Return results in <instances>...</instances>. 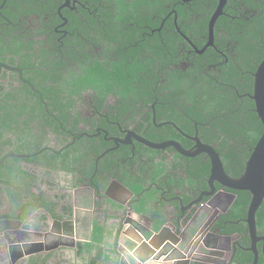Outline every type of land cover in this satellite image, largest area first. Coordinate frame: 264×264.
<instances>
[{
    "label": "flooded vegetation",
    "instance_id": "af4514ba",
    "mask_svg": "<svg viewBox=\"0 0 264 264\" xmlns=\"http://www.w3.org/2000/svg\"><path fill=\"white\" fill-rule=\"evenodd\" d=\"M51 1L55 15L50 0H0V264H66L65 255L86 252L89 232L99 227L121 232L159 223L176 232L179 217L184 240L217 243L226 263L252 264L254 246L262 264L264 199L252 232L246 221L251 193L216 181L212 189L211 158L197 150L200 143L211 146L226 174L237 178L262 136L251 96L263 59L257 47H264V0H222L211 43L210 19L220 0H174L156 21L157 36L148 33L146 20L119 19L124 10L115 0ZM194 8L210 14L202 22ZM168 23L181 35L176 48L162 38ZM183 24L207 35L184 33ZM160 42L158 50L169 54L159 53L156 67L167 58L175 63L166 74L159 68L151 74L149 49ZM94 65L95 82L83 75ZM174 76L190 83H172ZM209 77L252 109L244 105L249 115L237 119V133L227 141L207 136L211 131L190 111V91L206 88ZM253 123L255 142L245 138V131L256 132ZM151 195L155 207L143 208ZM74 227L71 240L53 232Z\"/></svg>",
    "mask_w": 264,
    "mask_h": 264
},
{
    "label": "trees",
    "instance_id": "16d2710c",
    "mask_svg": "<svg viewBox=\"0 0 264 264\" xmlns=\"http://www.w3.org/2000/svg\"><path fill=\"white\" fill-rule=\"evenodd\" d=\"M109 2L111 0H108ZM92 2H95V0H92ZM174 2V0H115L114 4L118 8L124 10L121 11L119 14V19L128 20L131 19L134 23L138 22L139 24L143 23L145 20L148 22L150 29L148 30V33H150L151 36H157L158 31L155 30L153 32L154 27L156 26V21L161 19L162 16H165L167 13L166 5H169V3ZM57 3L55 1L50 0V7L49 9L54 12L57 10ZM186 6H181V15L182 18L185 19L187 11L185 10ZM195 13L199 14L198 18L203 22L205 21V18H207L210 14V12L204 8H194ZM65 15H68L66 11L63 12ZM71 13V12H70ZM77 16V15H75ZM171 23V22H170ZM184 26L180 27V30H186V29H194L197 32H201L202 34L207 35V33L204 30H201L199 28L194 27L193 25H190L186 27V24H183ZM172 28L171 24H165L161 27V33L162 38L165 42L166 47L171 46L173 48H176L177 45L175 44L176 36L178 41H182L179 37L180 34H176L169 30ZM184 32V31H183ZM186 33V32H184ZM200 33V34H201ZM103 39H105V36H103ZM164 43H157L155 46L150 47V57L147 63L148 69L151 74L155 73L154 71L159 68L161 71H164L165 74L167 73V69L172 68L173 64L175 63L172 58H167L164 61V66L156 67L155 63L158 61L157 57L159 56V53H163V55L168 54L164 50H158ZM258 45H261L260 43ZM158 50V51H155ZM259 53V58H264V47H257ZM261 61V60H260ZM81 65V64H80ZM84 65H81L83 68ZM97 65H94L92 68H89L83 75L87 80H93L95 82L98 77L96 75V69ZM72 71V69L70 70ZM158 75H161L159 73H156ZM103 77V76H101ZM239 75L236 74L235 77H231V79L235 82L238 80ZM194 78V77H193ZM204 80V78H202ZM150 81V86L153 87L156 83ZM180 82L184 86L185 84L190 83V81H186L179 76H174L172 79L173 82ZM177 83V84H180ZM209 85H206V88L203 87H196L192 89L190 92L195 93L192 98L191 102L193 103V107L190 109L192 111V115L195 117V119L198 121L199 126L208 131L210 130L211 133L207 136L212 137L213 139H217L219 141H227L233 138L237 133V125L236 121L237 119H242V117L249 115V113L246 111V107L251 109V107L248 105L250 102L247 101L246 103L242 104V100L235 94V92L229 88H221L222 83L216 81L215 79L208 78ZM225 86V85H223ZM240 88V87H239ZM197 93V94H196ZM235 100V101H234ZM235 106V113H233V106ZM246 107H245V106ZM222 110H225L227 116L229 117V121L227 123L223 122V118L221 117ZM252 110V109H251ZM255 115V113L252 111V116ZM208 123L210 128H207L204 124ZM252 128L256 131L253 134H246L249 131H245V138L247 141L255 142V140L258 138V128L253 123ZM254 132L253 130H251ZM227 156H231L230 154ZM224 167L227 171H230L232 168V164L230 162V159L225 158L224 160ZM98 258H101V254H97V256L92 257L90 259L91 264H95L96 260ZM264 262V261H263ZM262 262V264H263Z\"/></svg>",
    "mask_w": 264,
    "mask_h": 264
},
{
    "label": "water",
    "instance_id": "95a60500",
    "mask_svg": "<svg viewBox=\"0 0 264 264\" xmlns=\"http://www.w3.org/2000/svg\"><path fill=\"white\" fill-rule=\"evenodd\" d=\"M188 1V0H183ZM222 0H220L215 12L210 19V37L209 43L212 42V25L216 17L221 13ZM255 102L256 111L260 115L264 124V58L259 64L256 72L254 73L253 83V95L251 96ZM200 143V142H198ZM178 149L180 147L174 144ZM158 146V145H153ZM184 154H195V152L180 150ZM205 152L211 158V172L209 177L210 187L213 189V182H218L221 186L233 189V190H247L251 193L252 198L249 204L247 223L250 225L252 232L255 231V219L254 213L264 199V133L258 141L257 145L251 152V155L246 163L244 172L237 178H232L224 171L221 160L215 150L208 145L199 144L197 152ZM208 194L207 196H210ZM70 222V221H69ZM68 224V222H67ZM138 227V224H136ZM59 230L56 229L55 233L59 234ZM65 232H71V229H65ZM161 231L157 232L153 237L145 241L143 244L134 242V247L131 249L132 254H126L125 251L120 250L122 254L118 264H125L124 256L129 261L127 264H209L204 260L188 259V253L191 249L188 245H185L184 238L177 239L174 236H164L170 240H165V244L161 247V244L156 247L153 244ZM139 240V239H138ZM164 240H160L163 242ZM183 244V245H182ZM206 248L210 245L208 240H202V243ZM146 247V248H145ZM161 247V248H160ZM254 247V246H253ZM252 247V248H253ZM251 250L254 252V260L252 264H256L258 258L257 248L254 247ZM144 251V254L140 255V252ZM149 253V254H148Z\"/></svg>",
    "mask_w": 264,
    "mask_h": 264
},
{
    "label": "crops",
    "instance_id": "0c3cea01",
    "mask_svg": "<svg viewBox=\"0 0 264 264\" xmlns=\"http://www.w3.org/2000/svg\"><path fill=\"white\" fill-rule=\"evenodd\" d=\"M143 208H151L152 205L154 206V196L151 195L150 198H147L143 201ZM155 207V206H154ZM156 212L158 211V215H162L163 214V210L160 211V208L157 207L156 208ZM155 210L154 208H152V211ZM85 214V213H84ZM181 220H178V229L176 231V233H178V236L182 235V227L181 226ZM95 225H97L95 223ZM133 228H124V230H122L121 232L118 231L116 228H114L111 224L109 225V229H102L99 227V231L95 232V233H91V231L89 232V241H87V249L86 252H84V254H81L77 257L73 256L72 254H68L65 255V262L66 264H86L88 260H90L92 257L97 256V254H101V258H98V260H96L95 264H118L119 263V250H123L125 251L126 254H132L131 251L127 250V248L132 249L134 247V242H136L138 239V235L135 232L136 230V224L133 225ZM160 228V224H157V227H154V229L152 228H147L145 230H142L143 236L150 238L153 237L156 234V231ZM69 229V228H66ZM152 229V230H151ZM72 230V229H71ZM117 231V232H116ZM184 231V230H183ZM170 232H172V230H170ZM108 233L107 238L105 237V235ZM120 233V235H119ZM73 235V234H71ZM119 235L120 239L116 238V236ZM169 233L168 232H161L160 235L154 239L155 241H153L156 245V247L161 244V247L163 246V244L166 242L164 238V236H168ZM64 239L65 240H71L73 236H70L69 232H65L63 234ZM139 240H142L139 238ZM160 240H164L163 242H160ZM202 242V240H201ZM183 245V244H182ZM201 246V253L200 254H196V250L194 251L193 254H196V256H199L202 260L206 261L205 263H209V264H234V260H232L233 256L231 257L232 259H230L229 263H226L225 258L223 257L224 255V250L219 251L217 249L218 244L217 243H213L211 242L210 245L208 246V248H206L203 244L200 245ZM160 247V248H161ZM146 248V247H145ZM149 254V253H148ZM214 254H218L219 255V259L215 260V261H210L211 256H214ZM140 255H147L144 254V251L140 252ZM253 256V255H252ZM254 260V256L252 257V262ZM238 262H240L239 260H237ZM258 262V260H257Z\"/></svg>",
    "mask_w": 264,
    "mask_h": 264
},
{
    "label": "bare ground",
    "instance_id": "6f19581e",
    "mask_svg": "<svg viewBox=\"0 0 264 264\" xmlns=\"http://www.w3.org/2000/svg\"><path fill=\"white\" fill-rule=\"evenodd\" d=\"M263 60V59H262ZM258 68V67H257ZM262 120V119H261ZM262 123H263V121H262ZM264 133V124H263V128H262V134ZM262 137V136H261ZM250 157V156H249ZM246 166V165H245ZM179 219H182V218H180L179 217ZM178 219V220H179ZM148 228H151V227H148ZM70 229H72V228H70ZM68 230V229H67ZM142 230H145V229H143V228H141L140 226H138L137 228H136V230H135V232L137 233V235H138V238L137 239H142V240H137V242L138 243H141V244H143L145 241H148V239H150V238H147V237H145V236H143V233H142ZM152 230V229H151ZM170 230H172V228H171V226H167L166 224H165V226H161L160 225V228L156 231V233L157 232H159V231H161V232H168L169 233V235L168 236H174V238H177V239H182V238H184V236H178L177 234L178 233H176V232H174L173 230H172V232H170ZM60 232H59V234H57V233H55V230L53 231L55 234H57V235H62L63 236V234L65 233V229H61V230H59ZM74 232H75V227H74V229H72L71 230V232H69V234H70V236H71V234H74ZM145 240V241H144ZM165 240H170L169 238H167V239H165ZM201 240H185V245H188L189 247H191V249H190V251H189V253H188V259H192V260H194V258L195 259H199V260H202L199 256H196V254H200L201 253V251H202V249H201V251H199V247L201 248ZM165 244V243H164ZM163 244V245H164ZM126 249L127 250H129V251H131V249H129V248H127L126 247ZM196 250V254H193L194 253V251ZM119 252H121L120 250H119ZM121 253H123V252H121ZM121 253H119V255H121L122 256V254ZM125 253V252H124ZM123 253V254H124ZM258 254V253H257ZM255 254L253 253V256H254ZM259 255V254H258ZM121 256H120V258H119V260L121 259ZM127 257L126 256H124V260H125V264H127L129 261L126 259ZM258 258H259V256H258ZM258 258H257V260H258ZM195 261V260H194ZM234 264H240V262H238V261H235L234 260V262H233ZM256 264H258V262H256Z\"/></svg>",
    "mask_w": 264,
    "mask_h": 264
}]
</instances>
